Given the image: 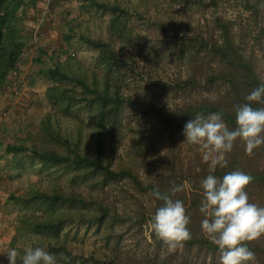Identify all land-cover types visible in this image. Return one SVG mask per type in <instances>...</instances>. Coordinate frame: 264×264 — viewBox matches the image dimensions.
<instances>
[{
    "label": "trees",
    "instance_id": "1",
    "mask_svg": "<svg viewBox=\"0 0 264 264\" xmlns=\"http://www.w3.org/2000/svg\"><path fill=\"white\" fill-rule=\"evenodd\" d=\"M11 1L0 0V87L22 46L15 39ZM78 1L110 14L107 37L78 35L96 52L93 67L72 53L64 62L50 55L44 70L49 111L27 133L29 145L3 146L13 164L26 158L39 166L31 167L37 177L23 194L9 196L19 206L12 241L36 236V247L56 255L57 264H220L218 247L201 229L202 181L209 174L248 173L253 177L246 187L249 201L264 207V146L249 155L237 139L225 156L226 167L213 170L199 145L183 143L184 126L197 114L221 113L232 130L238 107H264L245 99L264 84V0ZM139 24L152 34H144ZM39 52L37 60L44 63L45 53ZM139 72L140 80L147 79L143 85L134 78ZM129 136L135 142L115 159V147ZM151 154L161 170L156 181L141 171ZM119 183L150 203L131 214L119 199L122 191L109 192ZM176 185L182 190L172 193ZM154 188L183 201L191 238L170 251L150 228L151 249L122 252L115 224L128 220L138 228L150 226L162 204ZM67 222L92 224L98 232L108 227L105 239L113 241L111 247L99 255L75 252L58 234ZM51 231L53 238L46 233ZM244 243L255 254L254 264H264V234Z\"/></svg>",
    "mask_w": 264,
    "mask_h": 264
},
{
    "label": "rangeland",
    "instance_id": "2",
    "mask_svg": "<svg viewBox=\"0 0 264 264\" xmlns=\"http://www.w3.org/2000/svg\"><path fill=\"white\" fill-rule=\"evenodd\" d=\"M21 1V8L14 17V27L16 29L15 39H17L18 42H22L16 62V68L19 73L17 78L19 81H22V83H12L10 88V90L15 91V94L12 95V100L14 102L17 101V106L12 109L0 107V165L4 167L1 169V178L3 177L1 180H4L3 186L9 193L8 198L10 195H22L25 189H27L28 184L37 177L34 174V170L39 167L37 164L33 167L30 159L26 158H24V161L19 162L18 165L13 164L11 157L4 151L3 146L12 143H19L25 146L29 145L26 138L27 133H33L37 128L39 120L49 111L50 104L47 102L44 92L50 83L44 74V70L47 64H51V61L48 60L49 57H51L50 55L55 56L60 62H64V59L68 57L67 54L72 53L74 54V58L80 61L82 65L93 67L96 52L92 47L80 41L78 35L84 33L90 35L92 38H106V26L110 18L108 12L89 9L78 0H68L65 5H61L60 0H52L51 3L57 1L54 5L62 6L58 13L52 10V5L50 4V8H47V10L43 8L45 7L44 4V6H38V3L36 4L38 0L32 2ZM121 2L125 1L121 0ZM49 15L51 17H49ZM45 19L49 20V31L43 33L44 35L42 34L43 36H41L39 33H42L41 29L45 24ZM139 27L144 34L149 36L152 34L144 24L143 26L139 24ZM39 51L45 53L43 56L44 63L37 60L40 57ZM128 52V49L123 50L124 54ZM71 61L73 63V60ZM139 73L134 78L138 80V83L143 85L147 82V79L142 78L143 80H140L143 73ZM9 78L12 80L16 79L10 75ZM23 84L25 86L27 84V93L22 101L21 99L19 100L18 97H20L19 95L23 92L22 90L25 89L23 88ZM142 121L143 120L140 118L137 124H134L140 125ZM134 142L135 139L129 136L125 144H118L114 151L115 159L118 155L124 153L125 149ZM155 159L156 157L151 154V160H146L148 162H146L141 169L142 175L144 177L146 176L151 181H156V178L161 172L157 163L153 162ZM31 167H33L34 170L31 169ZM5 170L8 171L6 172L7 175L3 174ZM5 176L7 177L5 178ZM114 189L115 190H112V187H109V192H115L117 194L119 191H122V194L119 193V199L122 200V202L124 201L131 214L137 209L139 204L144 203L147 205L150 203L146 196L143 197L137 194V192L129 190L130 187L127 183L116 184ZM125 189H127L128 192H126ZM136 198L141 200L139 201L140 203H137ZM9 202L16 215L14 219L18 221L17 211L19 206L14 202ZM115 228L120 237V250H122V252L127 251L129 253L133 251L134 248H136L137 251L151 249L150 226L147 223L143 224L141 228H138L135 224H132L131 221L127 220L121 224H115ZM107 232L108 227L105 228V226H102L98 232L96 226L92 224L67 222L58 234L61 239L65 238L68 241L69 246L75 252L83 253L86 256L93 250H95L98 255L108 251L113 241L110 240L108 244H106L105 237ZM46 233L50 238L55 236L54 231ZM36 239V236L29 234L24 236L23 239H17L14 242L12 239L10 242H2L0 244V264H8V249L15 248L22 256L25 248L36 247ZM17 264H21L19 257L17 259Z\"/></svg>",
    "mask_w": 264,
    "mask_h": 264
},
{
    "label": "clouds",
    "instance_id": "3",
    "mask_svg": "<svg viewBox=\"0 0 264 264\" xmlns=\"http://www.w3.org/2000/svg\"><path fill=\"white\" fill-rule=\"evenodd\" d=\"M245 99L264 103V84L252 90ZM236 125L230 130L221 113H213L206 118L197 114L184 126L183 143L199 145L203 160H211L213 170L216 166L226 167L225 156L232 151L237 139L244 141L245 152L249 155L264 146V107L254 108L251 103L238 107ZM252 180L250 174L235 170L222 178L209 174L202 181L204 198L199 211L204 219L201 229L218 247L220 264H254L255 254L244 242L264 234V207L249 201L246 187ZM182 187L176 185L171 192L181 191ZM152 194L162 204L149 222L151 230L170 251L182 247L191 238L187 227L191 217L186 214L183 201L172 199L158 188H154ZM18 257L21 264H57L56 255L43 246L27 247L22 256L17 249H8V264H17Z\"/></svg>",
    "mask_w": 264,
    "mask_h": 264
},
{
    "label": "crops",
    "instance_id": "4",
    "mask_svg": "<svg viewBox=\"0 0 264 264\" xmlns=\"http://www.w3.org/2000/svg\"><path fill=\"white\" fill-rule=\"evenodd\" d=\"M46 1L47 0H42V2H41V0H38L36 2V4L38 3L37 4L38 6H44L45 5L46 8L43 7L45 10H47V8H50L49 7V4H50V5H52L51 6L52 10L56 11L58 13L60 10V7H62L61 5H65L68 0H60L61 5H54V3H56L57 1L52 2V3H51L52 0H48L47 2ZM21 4H22L21 0H12L11 1V6H16L14 17L16 15L17 11L21 8ZM48 22H49V20L45 19V21H44L45 24L42 26V29H41L42 33H39V35L43 36L44 35L43 33H46L47 31H49L48 30L49 29L48 28V24H49ZM12 83L13 84H18V83L21 84L22 81H19L18 78L14 79V80H12L11 78H7L6 82L0 88V107L1 108L5 107V108L12 109V108L17 106V104H16L17 101L14 102L12 100V95L15 94L14 93L15 91L10 90ZM26 86H27V84H26ZM26 86L23 84V88H25V89L22 90L23 92L19 95L20 96V97H18L19 100L21 99L23 101V97H25V94L27 93V87ZM5 98H7V99H5ZM14 113H15V111H14ZM0 152H1V150H0ZM3 168L4 167L0 165V244L2 242H7V241L10 242V240L12 239V237L14 235L15 228H17V226H18V221H16V219H14V216H16V215L14 213V210L12 209L11 203L9 202L10 201L8 198L9 193L7 192L6 188L3 186L4 180H1L3 178V177L1 178V174H2L1 169H3ZM6 172H8V171L5 170V173H3V174L7 175ZM6 177L7 176H5V178Z\"/></svg>",
    "mask_w": 264,
    "mask_h": 264
},
{
    "label": "built area",
    "instance_id": "5",
    "mask_svg": "<svg viewBox=\"0 0 264 264\" xmlns=\"http://www.w3.org/2000/svg\"><path fill=\"white\" fill-rule=\"evenodd\" d=\"M24 1L25 2H32L34 0H24ZM49 17H51V16L49 15ZM9 75L12 76V77H15L17 79V77L19 76V73H18V70H17L16 66L13 69H11V71L9 72L7 78H9Z\"/></svg>",
    "mask_w": 264,
    "mask_h": 264
}]
</instances>
